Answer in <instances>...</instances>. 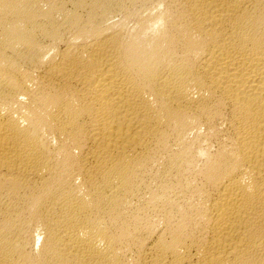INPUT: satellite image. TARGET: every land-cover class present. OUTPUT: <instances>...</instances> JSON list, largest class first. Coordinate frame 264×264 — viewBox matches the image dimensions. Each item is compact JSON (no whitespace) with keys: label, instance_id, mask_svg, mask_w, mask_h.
<instances>
[{"label":"bare ground","instance_id":"6f19581e","mask_svg":"<svg viewBox=\"0 0 264 264\" xmlns=\"http://www.w3.org/2000/svg\"><path fill=\"white\" fill-rule=\"evenodd\" d=\"M0 264H264V0H0Z\"/></svg>","mask_w":264,"mask_h":264}]
</instances>
